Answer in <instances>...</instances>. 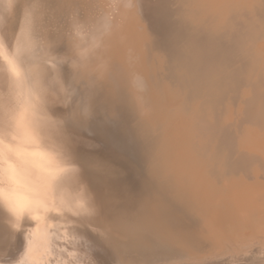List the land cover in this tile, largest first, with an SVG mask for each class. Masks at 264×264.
Segmentation results:
<instances>
[{
    "label": "bare ground",
    "instance_id": "6f19581e",
    "mask_svg": "<svg viewBox=\"0 0 264 264\" xmlns=\"http://www.w3.org/2000/svg\"><path fill=\"white\" fill-rule=\"evenodd\" d=\"M24 1V10L22 9L23 13H20L22 15L18 19L15 8L18 0H0V128L8 135L7 120L14 102L18 98H30L28 129L21 134V149L25 150L29 167L37 175V187L43 189L48 179L56 176L57 196L72 206V210L50 217L52 227L47 241L26 255L29 236L36 225L32 219L25 217L19 230H13L9 227L7 208L0 202V264H115V258H121L119 261L122 264H264V236L250 238L252 233L260 229L256 213L264 205V184L260 183L259 175L251 170L252 155L248 153L242 156L243 160L239 163L242 174L238 172L242 181L238 183L239 187L225 185L227 201H224V206L219 207L214 202L220 200V197L216 199L215 194L220 190L222 178L198 172L191 162L192 165L184 163V157L191 159L195 156L189 145L179 149L177 147L180 141L176 133L171 136L169 130L160 129L158 133L154 132V136L150 134L152 128H148L149 124L147 129L143 121L141 126L139 122L134 123L139 113L144 116L141 118L145 121L155 122L161 119L164 112L159 107L168 104L165 101L160 106V100L159 105L154 101L153 85L149 79L157 73L154 64L150 66L153 67V73L150 76L147 74V65L160 51L164 40L162 34L172 28L165 24L167 21L162 2ZM54 1L58 5L54 9L56 11L49 14L48 20L45 9L54 7ZM244 2L247 3L243 0ZM217 8L221 7L216 5ZM252 8L254 9L253 6ZM220 10L222 8L216 12ZM222 21L224 24L226 20ZM212 58L214 57L209 61ZM163 90L168 93V89ZM181 97L184 98L182 95ZM197 107L199 108L198 105ZM133 110L139 111L137 119ZM230 114L224 115L228 117L226 120ZM203 116L193 114V131H197V134L203 132L208 137L223 133L224 125L215 126L217 121L214 120L216 124L213 125L212 119L208 120ZM11 134L17 135V131L13 130ZM205 150L207 155L213 152L211 148ZM96 151L131 163L135 168V177H132L134 185L143 183L152 187L149 200L142 204L134 221L123 217L130 207L141 200L139 190L115 173L112 167L103 170L102 175L94 172L85 163V159ZM173 151L176 162L171 156ZM154 152L161 162L153 158L150 161ZM145 163L150 169L148 178L141 173ZM80 202L89 210L94 208L95 213L89 214L74 206ZM113 208L121 213L117 221L118 242L110 236V231L98 224L106 223L103 216ZM196 212L209 215L207 224L212 228L204 223L206 219L203 222L208 227L206 232L203 229H186L187 226L182 221L178 224L177 220L190 214L194 216ZM199 235L212 243L213 251L199 253L195 257H183L178 262L173 259L169 261L167 257L158 258L160 251H168L171 246L190 244ZM216 246L222 247L216 250Z\"/></svg>",
    "mask_w": 264,
    "mask_h": 264
},
{
    "label": "rangeland",
    "instance_id": "374dc122",
    "mask_svg": "<svg viewBox=\"0 0 264 264\" xmlns=\"http://www.w3.org/2000/svg\"><path fill=\"white\" fill-rule=\"evenodd\" d=\"M155 1H158V0H155ZM159 1H161L163 4V13L167 21L165 22V24L171 26L172 28H170V31H168L167 33L162 34V37L164 40H162L163 42L161 43V47L159 49L161 52L159 51V53L155 56V58L151 60V63L147 65L148 66L147 74L150 76L153 73L152 72L153 67L157 69L158 74L154 73L153 76H150L149 78L151 85H153L152 95L157 105H159V100H160V106H162L163 102L165 101H167L165 102V104L168 103L166 104L168 106L166 105L164 106L163 104L162 106L163 108L159 107L161 110H163L164 116L162 117L163 119L161 118L162 121L161 119L155 120L156 123L154 122V120H152V122L151 120L150 121L142 120L143 118L141 117H144V116L140 115L139 111L133 110L134 111L133 113L136 119H137L136 116L139 113L138 119L135 120L134 123L139 122L140 124L143 121L144 127L146 128H147V125L149 124L148 128L149 129L152 128L150 129L152 131L149 130L150 134L154 136H155L154 132H157L160 129L169 130L171 136H173L176 133L180 141V143H178L179 147H177L179 149L183 148L184 146L189 145V148L191 147L194 153L193 155L195 156L191 157V159L184 157V163H186L187 165H190L191 163H193V165L192 164L191 165L194 166L197 169V171L200 173L202 172L204 174H213V175H217L219 178H222L219 183L220 190L218 191L217 194H215L216 199L220 197V200L218 199L214 202V203L219 204V205L216 204L217 206L221 207V206H224L227 201V195H226L227 192L226 190H224L225 187L227 185L228 187H239L238 183L242 181L239 179L240 175L242 174V170L240 169V165H239V163H241L240 161L243 160L242 156H246L248 155V153H250L249 155H252V161L250 163L251 170L253 171L254 174L259 175L258 177L261 179L260 183L264 184V151H263L264 150V147H263L264 146V139H263L264 130L262 131V129H264L263 127L264 125L263 126L261 125V124H264L263 123L264 122V75H263L264 74V58H263L264 48H262L264 47V44H263L264 43L263 42L264 41V27H262L264 26V5H262L264 4V0L262 1L261 0L260 1L259 0H256V1L255 0H244L247 2V3L244 2L247 5V7L243 3V0L242 1L240 0L238 1L237 0L236 1L235 0H217L219 3L216 0L214 2L213 0H210V1L209 0H159ZM258 1L261 3V5L260 3H257ZM24 2H25L24 0H18V2L15 5V8L17 9L18 19L21 18L20 16L22 14L20 13H23ZM178 2H180V4ZM215 2L217 3L216 4L217 7L220 6L222 10L216 12L218 9H221V8L216 9ZM60 3H63V0H61ZM194 4H195V7H194ZM211 4L213 5V7L215 5V7L213 8ZM57 5H58L57 1L56 2L54 1V7L52 6L51 9L50 8L45 9L46 19L49 20V14L53 11H56L54 9L57 7ZM252 6L254 7V9L252 8ZM249 7L252 10H250ZM58 9L60 10L61 8H58ZM224 9L226 11H223ZM229 9L232 11H229ZM242 10L244 12H242ZM253 10L254 11L256 10V11L253 12ZM210 11L212 15H210ZM222 11L224 13H222ZM225 14H226V17H224ZM208 16H210V18ZM221 16H223L224 19ZM251 16H253L254 18H252ZM219 18L221 20H219ZM222 20H226L224 24ZM219 21H222V22H219ZM224 32H227V33H224ZM170 33L172 35H170ZM205 33L207 34V36ZM192 36H194L196 40L194 39V37L192 38ZM199 37L201 40L199 39ZM212 39L213 41H211ZM195 42L198 44H196ZM197 54L199 55L198 57H197ZM211 57H214L215 59L212 58V60L209 61ZM152 64H154V66ZM244 64H245V67H244ZM150 66H153V67H150ZM254 76L255 78L253 79ZM156 82L158 83L157 85H156ZM165 88L168 89V93L164 92L163 89ZM169 93H170V96H169ZM156 95L158 96V98ZM181 95L184 98H182ZM171 96L174 99V101L173 99L171 100ZM169 98H170L171 103L168 102ZM230 104L233 107L230 106ZM197 105L199 106V108L197 107ZM240 105L241 107H238ZM166 107H167V110H166ZM194 107L197 109H195ZM239 108L240 109L242 108V110H240ZM188 110L192 112L187 113ZM197 111L200 113L198 114ZM230 111H231V114L229 113ZM218 113H220L221 115L219 114L218 116ZM227 113L230 114V117H229L230 121L229 119L227 120L225 119V118H228L226 117L228 115ZM193 114H195L196 116L204 115L203 117H205L208 120L212 119V123L214 122L213 125H215L216 124L215 121H217V124L215 126L221 127L224 125L223 133L219 132L218 134L219 136L216 135V137H214L213 135H211V137H208L205 134L203 135V132L197 134L196 133L197 131H193L192 129L194 127L192 124L195 123L193 119L194 118ZM225 114L226 116L224 117ZM140 119L141 121H139ZM224 121L225 122L227 121L226 124ZM151 123H153V125H156V124L157 125L153 126ZM160 125H161V128H158L160 127ZM156 128L157 130L155 131ZM188 129L190 131H188ZM191 129H192V132H191ZM225 131H227V133ZM252 137H253V140H255L256 142L251 139ZM239 139H240V142L243 141L241 142V146H239L240 145L239 144L240 142L238 141ZM201 144L203 145V147H201ZM216 144L217 146L218 145L219 146L217 147ZM258 144L260 145V147ZM225 147H226V150H225ZM210 148L213 151L212 154L214 155L215 153L214 156H211L212 154L211 155L206 154L205 149H210ZM251 149L254 152H252ZM203 151L205 152L204 154H203ZM200 152L202 156L199 154ZM174 154L175 153L173 151L171 155L172 158ZM209 156L210 158H207ZM152 158L155 161L156 160L158 161L159 159V158L157 159L155 152H154V155L151 157V160H150L151 162L153 161ZM214 158H216V160ZM260 159H262V161ZM85 160H86L85 163H87V165L91 169H93L94 172L98 173V175H102V173H104L103 170L107 169V167H112L115 173L123 176V178L126 179V182H129L131 185H134L133 179L135 177L134 176L135 168L133 167V165L131 166V163L120 161L116 156L106 155L99 151L94 152L92 155H90ZM173 160H175V162L177 161L176 156H175V159L173 158ZM210 163H213L215 165L213 166V164H210ZM161 165L163 167V164ZM238 172L240 175L238 174ZM141 173L144 177H147V178L150 175V169L149 167H147L146 163L144 167L142 166ZM221 173H223L222 176H221ZM224 175L225 176L227 175V177H225ZM223 179L224 181H222ZM151 188L152 187H149V185L145 186L143 183L137 184L136 189H138L140 192L139 195L141 197L140 198L141 200H139V202L135 206L130 207V210L125 212L126 216L124 215L123 218H125L126 220H129L131 218L129 221L135 220L134 216H137L138 212L142 208V204H145L144 202L149 200L148 198H150L149 196L151 195V191H152ZM125 210L127 209L125 208ZM117 211L118 210L116 208H113L110 211L106 212L105 215L103 216V218L106 220V223L100 222L98 224L102 228L104 227L105 230L110 231L111 233L110 236L112 235L111 237L114 238L118 242L119 235L117 234L116 231H118L119 229H118L117 221L121 213ZM110 212H111V215H109ZM200 214L201 213L196 212V215L194 214V216L191 214L190 216H183L181 220H177L178 224H180L182 221V223L187 226L186 229H190V230L200 229V231L203 229L204 232H206V229L208 230V227H206L205 224H207V222L209 223V221L207 220V217L208 219L210 218H209V215L207 214L204 215V213H202L201 216ZM112 215H114L115 217ZM130 216H133V217H130ZM205 219L207 220L206 222H204ZM110 220L112 222H110ZM256 220L260 224V227H259L260 229L258 232L252 233L250 238H261L264 236V230H263L264 229V205H262L260 210L256 213ZM200 223L202 226L200 225ZM105 224L107 225L109 224V225L106 226ZM207 225L209 226L210 224H207ZM209 227H211V225ZM105 237L108 238L107 235H105ZM205 240H206L205 237H203L202 235H199L198 237H194V240H191L190 244L188 243L185 244L187 247L183 244H180L181 246L180 245L171 246L168 251H160V253H158L157 256L158 258L167 257L169 261H172L173 259L174 262H178L182 260L183 257L184 258L190 257V256L195 257V256H198L199 253L205 254V253L213 251L212 243L209 241H205ZM233 243L236 244L235 242ZM220 247L222 246H216L214 249L218 248L219 250ZM189 253H191L193 256ZM119 259L121 260V258H115L113 260V263L122 264L120 263Z\"/></svg>",
    "mask_w": 264,
    "mask_h": 264
},
{
    "label": "snow or ice",
    "instance_id": "6c2138e0",
    "mask_svg": "<svg viewBox=\"0 0 264 264\" xmlns=\"http://www.w3.org/2000/svg\"><path fill=\"white\" fill-rule=\"evenodd\" d=\"M29 100L18 98L14 102L7 120L8 135L0 128V202L18 216L23 213L36 225L29 236L26 255L47 241L52 227L50 217L72 210V206L57 196L56 176H51L43 189L37 187V175L29 167L25 150L21 149V134L28 129ZM13 130L17 135L11 134ZM74 206L89 214L95 213L94 208L87 209L83 202Z\"/></svg>",
    "mask_w": 264,
    "mask_h": 264
},
{
    "label": "clouds",
    "instance_id": "9594fccd",
    "mask_svg": "<svg viewBox=\"0 0 264 264\" xmlns=\"http://www.w3.org/2000/svg\"><path fill=\"white\" fill-rule=\"evenodd\" d=\"M7 208V206L5 205ZM8 214H9V227L13 230H19L20 226L23 223V220L25 218V215L22 213L21 215H17L15 212H13L11 209L7 208Z\"/></svg>",
    "mask_w": 264,
    "mask_h": 264
}]
</instances>
